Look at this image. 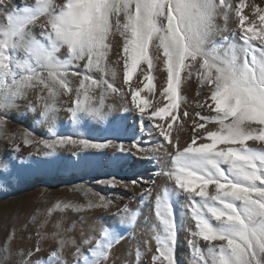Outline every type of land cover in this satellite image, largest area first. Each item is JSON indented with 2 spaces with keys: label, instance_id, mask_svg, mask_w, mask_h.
I'll return each instance as SVG.
<instances>
[{
  "label": "snow or ice",
  "instance_id": "1",
  "mask_svg": "<svg viewBox=\"0 0 264 264\" xmlns=\"http://www.w3.org/2000/svg\"><path fill=\"white\" fill-rule=\"evenodd\" d=\"M246 7H251V20L244 14ZM233 10L238 20L239 49L234 43L237 34L223 35L225 29L216 24L219 16L227 22ZM41 17L47 19L40 25L37 39L30 26ZM116 34L123 40V80L129 86L133 109L141 122L152 121V129L158 130L174 149L165 154L171 160L167 175L175 188H165L154 203L158 223L154 225L157 255L152 258L153 264H177L178 228L173 204L179 203L181 193L189 202L187 209L195 221L196 230L189 241L194 264H264V8L248 5L245 0H239L235 7L230 0H63L62 4L56 0H33L32 4H18L6 13V24H0V135H7L9 110L36 88L41 93L37 96L43 109L41 119L56 111L58 96H71L74 92L72 106L67 109L69 124L83 128L92 121L104 120L105 96L119 91L106 79L111 38ZM61 49H66L63 59L58 55ZM238 52L243 53L242 58ZM160 54L167 72V86L161 95L168 103L149 112L151 105L140 94L146 89L152 91L151 69ZM80 61H85L83 71H78ZM142 64L149 69L143 77L147 83L142 88L132 87L130 81ZM194 70L200 86L207 87L209 93L196 106L211 114H196L202 122L193 120V131H199L200 136L194 135L191 143L181 149L171 138V130L178 119L182 80L190 79ZM92 72H99L102 77L95 79ZM71 76L80 77L76 89L71 86ZM97 88L101 90L99 104L93 106L90 91ZM36 110V105L30 104L29 111ZM168 117L171 119L167 125L157 122ZM49 131L51 138L39 142L25 132L24 145L38 143L44 156H55L59 148L68 145L85 152L109 147L126 151L123 144L111 141L99 143L60 135L55 123ZM198 138L207 142L197 144ZM11 139L15 140L14 134ZM249 142L259 147L250 146ZM132 146L138 148L136 143ZM19 147L14 144V151H19ZM145 195L151 197V190L142 193V199ZM87 207L107 209L109 201L100 195L97 203L90 202ZM68 208L85 210L83 205L58 202L49 215L53 210ZM115 215V223L102 226L97 237L84 239L76 248L73 264L107 261L111 249L137 221L136 212L127 207ZM14 239L13 229L0 244V264H8L12 258ZM197 239L207 242L206 252L198 246ZM64 243L60 240L59 248L49 257L35 260L31 258L40 251L38 244L27 256L18 249L16 255L22 259L17 264H66L61 260ZM83 245L90 247L83 251Z\"/></svg>",
  "mask_w": 264,
  "mask_h": 264
},
{
  "label": "rangeland",
  "instance_id": "2",
  "mask_svg": "<svg viewBox=\"0 0 264 264\" xmlns=\"http://www.w3.org/2000/svg\"><path fill=\"white\" fill-rule=\"evenodd\" d=\"M230 2L235 7L239 0H230ZM21 3L32 4L33 0H0V24H6V13ZM56 3L62 4L63 0H56ZM245 3L264 8V0H245ZM244 14L248 15L251 20V7H246ZM46 19V17H41L35 25L30 26L32 34L37 39H40V25ZM256 23L257 25L259 24L258 21ZM216 24L219 28L225 29L222 33L223 35L237 34L234 38V43L239 49L241 41L239 40L238 20L235 17L234 10L229 12L227 22L222 16H219L216 19ZM216 39L219 40V36ZM111 43L112 50L107 61L109 72L106 79L119 91L105 96L102 111L107 115L104 120L92 121L89 126L83 128L69 124L70 113L67 109L72 106L75 98L74 92L71 96H58L55 100L56 111L50 114L47 119H41L40 113L43 109L37 101V96L41 94L39 88L29 90L27 97L18 100L17 106L8 112L7 135H0V244L5 241L10 231L15 230V239L11 245L13 255L8 264H17L22 259V257L16 255L18 249H22L24 255L27 256L28 251L37 247V244L39 248L44 246L45 252L50 256L52 251L59 248L60 240H65L63 250H65L66 254L64 255L70 257V259L61 257V260L65 261L66 264H73V259H75L73 253L77 247L82 245V241L88 237H97L102 226L115 223L118 220L115 214L121 212L125 207L132 212H136L137 219L141 217L142 226L137 228V230L133 228L128 232L126 237L111 249L109 258L102 264H153L152 258L157 255V244L154 238V225L158 223L154 214L156 198L145 195L142 199L141 194L146 192V187L140 181L142 177L133 174L134 168L131 165L139 162L138 166L135 167L143 171H151L155 166V169L157 167L156 172H162L164 168L166 170L171 168L169 156H167V160H160L161 158L157 154L151 157L152 155L149 156L147 153L151 146H167L168 143L159 135L158 130L152 129V121L145 119L141 122L137 114L129 115V111H124L128 107L131 108L132 104L129 86L124 84L123 80L124 67L123 59L121 58L123 40L116 34L111 38ZM253 43L258 44V41ZM58 55L61 59L65 58L66 49H61ZM238 55L241 58L243 57L242 52H238ZM84 63L85 61L79 62L80 68L78 71H83ZM112 71H115V77L112 76ZM148 72V66L142 64L130 81L132 87L142 88L147 83L143 77ZM91 75L95 79L102 77L99 72H92ZM151 75L154 77L152 91L149 92L146 89L140 94L141 97L146 98L145 94L150 93L151 97H153L152 99L146 98L151 105L148 109L149 112L154 107H159L160 104H162L160 107H163L168 103L165 97L161 95L163 89L167 86V72L164 67L162 54L159 55V59L154 61ZM70 80L73 89L79 87V76H71ZM43 94L47 96L46 92ZM100 94L101 90L99 88L90 91V95L94 98L92 101L93 105L99 103ZM208 95L207 87H201L196 79L195 70L190 79L183 78L180 88L181 99L176 112L178 119L173 122L171 131V138L174 142H178L180 148H184L188 143H191L194 135L200 136L199 131L195 133L193 131V120L200 123L202 121L197 117V113L203 116L211 113L206 109L198 108L196 103L204 100ZM155 100H160V102L157 104ZM96 102L98 103L96 104ZM30 104L36 105L37 110L35 112L29 111ZM119 105L122 106L119 107ZM184 112L188 113L187 117L183 116ZM90 119L86 118V120ZM170 119L171 117L166 118L163 123L167 125ZM53 123L56 125L58 134L63 136L71 135L74 139L87 138L99 143L111 141L117 143V145L136 143L141 151L137 147L135 150L141 153V157H136L130 152L121 153L117 151L116 157L119 159H115L116 157H112V152L109 148L99 152L96 150L85 152L81 149L73 148L71 145L59 148L55 156H44V149L38 143L24 145L22 136L25 132L30 133V138L35 142L50 139L49 129ZM208 127L211 128L214 125H208ZM13 134L15 135V140L11 139ZM178 134L186 137L185 142L176 141ZM152 135L153 138L149 139ZM205 142H207L205 139H197V144ZM17 143L20 146L19 151H14L13 145ZM249 145L259 147L255 142H249ZM173 150L172 148L171 152H174ZM74 153L77 154L74 155ZM106 162H129V164L122 163V167L126 171V173L122 174L111 171ZM116 176L119 177L117 178ZM137 177L140 180H137ZM133 180L137 181V183L132 184ZM165 188L170 191L173 190L175 188L174 181H170L166 186L160 187L161 195ZM209 191H213L212 187H210ZM100 195H103L105 200L109 201V207L107 209L88 208L87 205L90 202L93 204L98 202ZM115 195H119V198L116 199ZM58 202L61 204L83 205L85 210L74 211L71 208L53 210L49 215V210L54 209ZM188 203L184 194L181 193L179 203L174 202L173 204L178 228L175 248L177 264H194L189 241L193 239L191 233L196 228L195 221L191 218L190 211L187 209ZM84 222H87V224L84 225ZM73 223L74 225H72ZM74 227L75 229L72 230L71 228ZM78 228L83 230H77ZM82 231L88 232L86 234ZM89 231H92V234ZM71 232L73 235H71ZM66 233V236H70L69 240L65 236ZM72 238L75 239H73L74 242H77L76 245L71 240ZM69 242L72 245L68 244ZM94 242L95 240L93 239ZM197 244L202 251H207V242L197 239ZM89 247V245H83L82 250L87 251ZM42 252L43 249L41 250L40 248V251L31 259L35 260L37 257L47 258ZM53 264H56V262L53 261Z\"/></svg>",
  "mask_w": 264,
  "mask_h": 264
},
{
  "label": "bare ground",
  "instance_id": "3",
  "mask_svg": "<svg viewBox=\"0 0 264 264\" xmlns=\"http://www.w3.org/2000/svg\"><path fill=\"white\" fill-rule=\"evenodd\" d=\"M137 87V86H136ZM140 87H141V85H140ZM146 91V90H145ZM148 92V91H147ZM125 94V93H124ZM128 94V93H127ZM125 97V96H124ZM145 97L147 98V99H152L153 97H151V95H150V93L149 94H145ZM120 98V97H119ZM145 98V99H146ZM156 101V100H155ZM123 102V101H122ZM157 102V104L160 102V100H158V101H156ZM155 102V103H156ZM98 102H96V104H97ZM154 103V104H155ZM99 104V103H98ZM97 104V105H98ZM120 104V103H119ZM97 105H93V106H97ZM126 105H128V104H126ZM125 105V106H126ZM160 105H162V104H160ZM160 105H159V107H160ZM117 106V105H116ZM122 105H119V107H121ZM124 106V107H125ZM118 107V106H117ZM123 107V108H124ZM158 107V106H157ZM114 108V107H113ZM127 108V107H126ZM133 107L131 106V108H127V109H130V111H129V115H131V114H136L135 113V111L132 109ZM122 110H124V109H122ZM117 113V112H116ZM132 115V116H133ZM122 121V120H121ZM166 121V120H165ZM157 122H160V123H163V121H157ZM172 131V130H171ZM157 132V131H156ZM177 133V132H176ZM172 134V133H171ZM150 135V134H149ZM186 135V134H185ZM176 136V135H175ZM134 137V136H133ZM150 138H153V135L152 136H150L149 137V139ZM178 141L179 142H185V139H186V137L184 136V135H181V134H178ZM148 139V140H149ZM177 141V140H176ZM142 142H144V141H142ZM113 143V142H112ZM113 144H117V143H113ZM123 145H124V147H125V149H126V151H125V153H132V155H135L136 157H139L140 155H141V153L139 152V151H136L135 150V148L136 147H133L132 145V143H130V144H124L123 143ZM155 146V145H154ZM149 147V146H148ZM109 149H110V151L112 152L111 154H112V157H116L117 156V154H118V152H117V149H115V148H112V147H109ZM140 149V148H139ZM143 149V148H142ZM146 149V148H145ZM171 149H172V145L171 144H168L167 146L165 145V146H162V145H156V147H152L151 146V148H149V150L147 151V153H148V155L149 156H151V157H153V156H155L156 154L161 158L160 160H167V155L165 154V151L167 150V151H169V152H171ZM182 149V148H181ZM140 151H141V149H140ZM174 151V150H173ZM143 152H144V150H143ZM124 153V152H123ZM145 153V152H144ZM161 153V154H160ZM110 154V153H109ZM134 156V157H135ZM141 157V156H140ZM147 159V158H146ZM149 159V158H148ZM106 163H108V168H110L111 169V171H113V172H120V173H126V171L123 169V167H122V165L123 164H126V165H128L129 164V162H106ZM117 163V164H116ZM123 163V164H122ZM136 164L135 165H131V166H133L132 168H134V172H133V174H135V175H138L139 177H142L141 179L142 180H140V179H138V177H137V180H140L141 182H143L144 184H145V187H146V189H145V191H147V190H151V197L153 198L154 197V199L156 198V196L158 195V194H160L161 195V193H160V187H162V186H166V184L167 183H169L171 180L170 179H168L169 177H168V175H167V172L171 169V168H167V170L164 168L163 169V171L162 172H156V170H157V167H156V169H155V166L153 167V169H151V171L149 170V171H143V170H139V169H137L136 167L138 166V164H139V162H135ZM160 163H167V162H160ZM171 163V162H170ZM150 165V164H149ZM136 166V167H135ZM104 167V166H103ZM151 168H152V166H151ZM159 168V167H158ZM141 169H142V167H141ZM161 170V169H160ZM96 171V170H95ZM150 172V173H149ZM108 175V174H107ZM117 178L119 177V176H116ZM113 178V177H112ZM121 178V177H120ZM144 191V192H145ZM146 193V192H145ZM163 193V192H162ZM113 195V194H112ZM116 197V199L117 198H119V195H115ZM152 202V201H151ZM130 205V204H129ZM90 214V213H89ZM88 216V215H87ZM141 216V215H140ZM78 218V217H77ZM88 218V217H87ZM89 218H90V216H89ZM94 219V218H93ZM76 220H81V219H76ZM138 221L136 222V224H135V226L133 227L134 228V230H137V228H140L142 225V221H141V217L139 218V219H137ZM85 221V220H84ZM90 221V220H89ZM83 223V222H82ZM81 223V224H82ZM91 223V222H90ZM96 223V222H95ZM99 223V222H98ZM87 224V222H84V225H86ZM94 224V223H93ZM72 225H74V223L72 224ZM80 225V224H79ZM96 225V224H95ZM97 225H100V224H97ZM78 226V225H77ZM76 226V227H77ZM89 226H91V225H89ZM71 227V226H70ZM81 227H82V225H81ZM84 227V226H83ZM95 227V226H94ZM100 228V227H99ZM72 230H74L75 229V227L74 228H71ZM80 229H82V228H80ZM79 228L77 229V230H80ZM83 230V229H82ZM87 230H88V228H87ZM96 231V230H95ZM97 231H98V228H97ZM78 232V231H77ZM83 233L85 232V231H82ZM86 232H88V231H86ZM85 232V233H86ZM92 232V231H91ZM90 231H89V233L90 234H92ZM93 232H94V229H93ZM82 233V234H83ZM97 233V232H96ZM77 234V233H76ZM75 234V235H76ZM81 234V233H80ZM87 234V233H86ZM85 234V235H86ZM67 235V233L65 234V236ZM71 235H73L72 234V232H71ZM64 236V235H63ZM67 237V240H69V238H70V236H66ZM75 237V236H74ZM63 238V237H62ZM74 238H72L71 240H73ZM86 239V238H85ZM60 240V239H59ZM70 240V241H71ZM75 240V239H74ZM74 240H73V243H75V245H76V243L77 242H74ZM83 240V239H82ZM65 241V240H64ZM58 242V241H57ZM56 242V243H57ZM72 242V241H71ZM68 244H71L72 245V243H68ZM72 247V246H71ZM41 248V250L43 249V252H42V254H44L45 255V257L47 256V257H49L48 256V253H46L45 251V247L44 246H41L40 247ZM73 248V247H72ZM74 250V249H73ZM69 253V252H68ZM64 254H66L65 253V250H63L62 251V254H61V257H63V259H65V258H68V259H70V257L68 256L67 257V255L65 256ZM123 256V255H122ZM65 257V258H64ZM74 257V256H73ZM74 260V259H73ZM55 262V261H54Z\"/></svg>",
  "mask_w": 264,
  "mask_h": 264
}]
</instances>
